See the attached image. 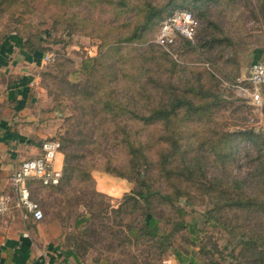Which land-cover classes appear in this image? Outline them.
<instances>
[{"label": "rangeland", "instance_id": "374dc122", "mask_svg": "<svg viewBox=\"0 0 264 264\" xmlns=\"http://www.w3.org/2000/svg\"><path fill=\"white\" fill-rule=\"evenodd\" d=\"M49 1H22L14 11L10 1L0 0V8L5 10L0 12V41L9 34L15 36L22 32L29 36L35 46L48 48L45 53L53 54L54 60L51 64L43 65L39 80L45 90L43 102L46 110L59 119L53 138L62 141L61 135L64 136L67 131L81 133L76 136L75 150L82 155V161L67 175L62 167L61 184L55 187H43L37 182L32 184L35 195L39 194L42 199L40 203L45 218L49 222L59 221L64 228V242L74 244L82 256L109 258L116 264H162L164 258L174 252V248L187 252L188 256L195 254L201 264H264V255L261 262L256 263L252 251L240 243L255 231L260 230L264 234V212L252 214L243 212L242 208L224 206L219 214L225 217L228 226L213 219L208 220L204 214L206 210L215 208L212 196L216 197L221 191L229 195L226 196L230 200L227 204L234 202V198L240 194L264 198L263 182L249 179L250 185L240 188L235 183L250 177L260 161L258 149L264 148V106L251 104L241 88L247 86L244 79L252 62L249 53L252 44L264 46V0H196V3L175 7L193 11L201 22L194 44L183 49V60L189 66L177 72L181 89L184 83L197 84L201 81L206 88L221 94L207 125L197 124L195 120L184 124L183 133L192 136L189 140H183V148L193 152L201 141L216 142L217 153H212L209 143L205 145L206 174L209 179L217 176L226 187L225 191L223 187L211 196L193 187L187 190L189 195L180 197L174 205H168L159 197L152 198L149 210L161 220L162 230L168 233L175 229L170 236L173 245L165 253L160 242L148 237L136 238L129 232V226H141L147 210L143 201H134L137 198L134 190L138 185L127 175L123 129L127 130L125 125L128 128L131 126L118 118L120 127L109 120L102 130L99 120L105 116L109 118L110 113L104 112L98 117L93 112L83 115L84 110L80 108L81 98L78 94L81 89H87L89 81L90 86L101 81V88L109 92L104 69L110 59L104 61L93 75H81L78 82L71 75L80 65L79 55L88 53L97 56L101 49L104 51L111 45L118 32L132 28L138 20H132L129 12L115 14L114 11H118L114 6H118L119 2L94 0L91 4L90 0H82L78 12L88 18H78L81 25L79 32L69 31L66 28L69 23L66 6L62 4L55 9L47 5ZM135 1L126 0L129 7ZM144 1L139 0V6ZM152 1L160 5L168 0ZM103 5L110 6L106 7L107 12H102ZM118 8L126 9L123 4ZM175 8L169 6L162 18ZM200 9L206 12L205 17L200 14ZM53 11L57 12L56 18L52 16ZM159 22L148 27L143 39L125 47L151 48L155 44ZM45 30H50L49 35L43 34ZM136 52L125 49L119 56L128 59ZM169 53L176 57L175 47ZM111 55L116 54L112 52ZM70 117L73 120H68ZM178 128L179 124H176L172 130ZM245 130L255 132L260 145L239 135L234 142L238 149L231 152V148L225 146L227 134ZM198 134L201 139L196 137ZM155 145L157 143L152 146ZM155 160L156 157H153L152 164L148 165L145 178L154 188L175 192L172 184L178 185L179 181L168 180L167 171L159 164L154 165ZM230 184L229 189L227 185ZM177 207L184 208L188 214L182 217ZM182 218L185 222H196L203 230L196 242L189 239L191 234L188 228L178 225ZM201 242L206 248L200 252ZM257 249L264 252V245L258 243Z\"/></svg>", "mask_w": 264, "mask_h": 264}, {"label": "trees", "instance_id": "16d2710c", "mask_svg": "<svg viewBox=\"0 0 264 264\" xmlns=\"http://www.w3.org/2000/svg\"><path fill=\"white\" fill-rule=\"evenodd\" d=\"M6 1V0H2ZM11 2V6L14 11H17L19 4L23 1L40 2L42 0H8ZM113 2H119L118 6H114L118 12L115 14L131 13L132 20H138L129 29L117 33L112 40L111 45L104 51H100L97 56H90L88 53L79 55L81 57L80 65L71 73L73 80L78 82L81 79V75H93L100 69L101 64L107 61L109 64L105 67V82L109 92H106L101 88V81L96 82L94 86H90L91 81L88 82L87 89H81L78 96L80 100V108L84 110L83 115L94 113V116L98 117L101 113H110V117H104L99 120L100 127L103 130L107 121L111 120L117 127H120L121 121H126L130 128L125 125L126 129H123L124 144L127 153V167L130 179L136 181L138 185L134 190L137 198L135 202L143 201L146 205V211L144 212V220L140 227L129 226L130 233L136 238L148 237L154 242H160L163 253L173 245L170 240V236L174 233V230L166 233L161 228V220L156 217V214L151 210V201L154 197H159L162 201L168 205H174L175 201H178L180 197L189 195L188 189L195 187L199 191H204L210 196L214 191L222 189L225 185L220 181L217 176L209 179L206 174V149L205 145L209 143L212 153H217L216 142H203L194 149L193 152H189L188 148H183V140H189L192 134L185 135L183 133L184 124L195 120L197 124L207 125L210 117L213 116L212 109L218 104L221 98V94L213 92V89L206 88L201 81L197 84L184 83L181 89V82L179 83L177 72L184 66H189L188 62L183 60V49L186 46H192L194 44V37L192 40L184 37H180L175 47V55H171L161 45H151L149 49L137 48V47H125L126 44H130L143 39L148 27L155 26L158 21L160 30L161 22L166 17L164 15L165 10L170 6L175 8L176 6H186L188 3H196V0H168L158 5L152 0H146L139 6V0L135 1L132 7L126 0H109ZM189 1V2H188ZM82 0H50L48 6H52L55 9L64 4L66 12L68 13L69 23L67 27L69 31L79 32L81 26L78 18L83 17L87 19L88 16L82 12H78V5ZM93 4L94 0H90ZM121 3V4H120ZM123 4L126 7L122 10L120 7ZM108 5H103L102 12H107ZM110 7V6H108ZM77 8V10H76ZM120 9V10H119ZM83 10V9H82ZM5 11L0 8V12ZM56 13L53 11V17L56 18ZM202 17L206 16V12L200 9ZM168 16V15H167ZM162 18V20H161ZM77 23V25H76ZM50 30H45L43 34L49 35ZM156 34V36H157ZM17 37L21 39L19 48L21 50H28L30 52H42L45 53L48 48L35 46L33 41L28 35H24L22 32L16 33ZM197 35V34H196ZM155 36V38H156ZM40 37V33L38 34ZM47 37V36H46ZM58 40H54L56 42ZM155 41V40H154ZM149 47V46H147ZM125 49H129L130 52L137 51L131 58L123 59L120 55ZM114 52L116 55L112 56ZM77 54V53H74ZM56 61V60H55ZM67 61L71 62L70 59ZM74 62V61H72ZM51 64V63H50ZM188 69V67H185ZM91 89V90H90ZM216 90V88H215ZM68 120H73L70 117ZM179 124L177 130H172L173 126ZM73 126V124H72ZM148 136H145L146 133ZM81 134L74 131H67L64 136L61 135L62 141L57 138H52L60 144V153L63 154V170L64 173H71L75 169V166L82 161V155L78 154L75 150L76 136ZM239 135L246 136V139L258 143V136L255 132L250 130L238 131L235 134H227L226 147L231 148V152L238 149L234 144L236 138ZM156 137L157 138L156 140ZM197 138L199 137L196 136ZM155 140V142H153ZM153 143L157 145L152 146ZM264 145V144H263ZM154 149V150H153ZM224 149V147H223ZM230 152V153H231ZM260 161L258 162L255 170L251 173L249 178L242 182H235L237 188L243 185H250L249 179L257 182H263L264 186V148H259ZM156 157L154 165L159 164L164 170L167 171L166 178L168 180L177 179L179 184H172V189L175 192L163 191L160 188H154L150 182L145 178L146 171L149 170L148 165L152 164V158ZM225 158V156H224ZM179 161V162H178ZM62 170V175H63ZM175 170V174L173 173ZM126 175V174H123ZM176 175V176H175ZM63 176L60 180L61 184ZM39 183V181H34ZM32 182H30L32 198L39 203L42 199L39 198V194L34 193L32 189ZM41 185V184H40ZM43 186V187H55ZM230 185L227 188L230 189ZM233 188V186H232ZM36 196V197H35ZM229 195L220 192L216 197L212 196V203L215 208L206 210L204 214L208 217V220H215L221 225H227V220L224 216L219 214L224 206L237 209L242 208L243 212H250L252 214H261L264 212V198L255 197L252 195H238L235 197V201L227 204L230 201ZM226 200H224V198ZM132 198V197H130ZM41 204V203H40ZM42 206V205H41ZM175 207V206H172ZM176 210L183 217L187 211L182 207H177ZM45 214V213H44ZM83 221V220H81ZM80 222V221H79ZM178 225L189 229L191 239L196 242L201 237L202 229L194 221H186L182 218ZM203 238H201L202 240ZM200 252L206 248L203 242H201ZM242 246L252 251L257 262H261V258L264 255L263 251L257 249L258 243L264 245V234L262 231H255L253 235H250L248 239L241 240ZM215 248V247H214ZM174 251L178 253L180 259L183 258L187 252L181 249L174 248ZM187 257V256H186ZM190 264H196V257L194 254L189 256ZM250 259V258H249ZM253 262V260H252Z\"/></svg>", "mask_w": 264, "mask_h": 264}, {"label": "crops", "instance_id": "0c3cea01", "mask_svg": "<svg viewBox=\"0 0 264 264\" xmlns=\"http://www.w3.org/2000/svg\"><path fill=\"white\" fill-rule=\"evenodd\" d=\"M20 41L13 34L0 41V193L10 194H14V171L24 160L41 154L43 141L54 137L59 123L43 102L39 71L46 53L21 50ZM252 45L251 64L264 59V46ZM56 167H63L62 153ZM63 238L59 221L35 220L14 204L0 217V264H116L109 258L82 256ZM171 253L162 264H190L187 254L182 260L176 251ZM195 257L196 264H201Z\"/></svg>", "mask_w": 264, "mask_h": 264}, {"label": "built area", "instance_id": "2783aa9c", "mask_svg": "<svg viewBox=\"0 0 264 264\" xmlns=\"http://www.w3.org/2000/svg\"><path fill=\"white\" fill-rule=\"evenodd\" d=\"M200 26V19L193 11L175 8L162 20L155 42L171 52L180 37L192 40ZM53 60V54H46L43 57V65ZM244 80L247 86L241 88L249 102L255 106H264V59L251 64ZM59 154V142L45 139L41 146V154L26 159L19 165L11 176L14 194L0 193V217L10 212L14 204L35 220H42L45 217L41 204L32 198L30 182L36 180L43 186L58 185L62 178V168L56 167Z\"/></svg>", "mask_w": 264, "mask_h": 264}]
</instances>
